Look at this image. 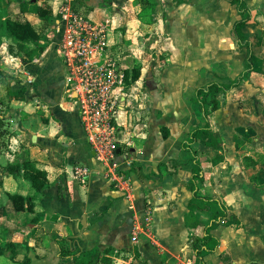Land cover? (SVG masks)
Listing matches in <instances>:
<instances>
[{
    "label": "crops",
    "instance_id": "obj_1",
    "mask_svg": "<svg viewBox=\"0 0 264 264\" xmlns=\"http://www.w3.org/2000/svg\"><path fill=\"white\" fill-rule=\"evenodd\" d=\"M7 1L9 4V0ZM68 1L53 0L52 5L49 3L53 15L55 16L59 10L64 17L66 14L68 16L70 13ZM133 1L139 12L147 7V10L156 13V16H159L158 8L163 5L162 0H118L119 4L125 7ZM164 1L166 4L169 3L168 0ZM172 1L175 7L188 11L187 15L181 13L178 18L181 22L178 32L191 33L190 41H181L184 48L192 51L193 59L189 61L191 69L203 67L206 74H210L211 71L214 76L201 86L213 81L227 83L226 78L218 76L220 74L218 71L215 75V70L219 68L217 60L213 63L209 61L202 63L201 55L218 47L220 50H228L236 46L239 50L248 51V59V48L240 46L233 34L234 24L241 19L237 6L227 0H208L203 4L198 3V0ZM245 1L254 15V21L243 30L253 42L255 68L249 79L240 87L231 93L218 96L220 106L210 115V121L217 134L219 147H209L202 143L198 146L204 168L209 173L208 180L200 185L201 194L220 198L228 211L240 220L241 225L239 227L221 225L212 231L221 240V246L215 253H204L208 264H264V251L255 247L264 246L263 131L238 127L232 134L234 149L244 152L240 157L244 185L239 187L235 184L233 185L235 189L228 190L225 182L222 185L218 184L216 189L220 194L217 191L205 193L202 190L210 180L216 183L224 180L228 176L226 169H232L228 167L233 166L231 158L226 155L224 137L214 127L213 119L223 107L224 100L249 83L259 68L256 50L260 47L259 44L263 43V39L254 30L263 23L264 0ZM102 2L103 0H82V5L95 6L96 3L100 5ZM251 3L257 6L258 13H255ZM226 6L234 7L237 10V17L228 31L219 35L211 28L217 23L215 13ZM18 12L22 13L19 1ZM22 14H26L27 17L36 15ZM159 18L163 21L161 17ZM158 26L162 28L159 23ZM54 43L51 42L33 60H26L23 53L19 56L11 54L8 49L18 61L24 78L31 79L28 87H24L23 98L10 96L8 87H3L0 80V104H10L7 114L0 116L3 120L0 123V247L4 248V253L0 255V264H22L27 259L30 260V264H76L74 260L61 261L60 247L54 238L58 235L75 238L79 249L87 256L96 248L100 249L104 256L112 260V264H152L149 257L154 254L155 243L150 244L151 246L144 244L142 234L138 243L132 241L139 219L151 203L155 206L154 217L152 216L153 229L169 230L172 238L176 231L174 223L179 222L182 233L187 235L188 239L178 260L185 264H196L191 247L194 234L187 228L185 222L189 212L188 205L193 197L192 192L186 187L192 175V163L183 154L181 145L189 138L194 128L204 125L202 108L192 101L195 92L186 102L174 101L173 97L158 93L163 89V85L155 80L152 70L148 71L147 85L150 91L157 92L159 96L145 93L144 101L149 100L148 104L136 108L132 105L135 104V100L138 102V97L133 96V99L126 95L121 97L119 111L114 115L112 131L115 139L127 144L128 147L125 152L118 153L114 158L105 157L95 148V143L100 145L105 141L104 138L97 137L99 129L93 127L80 113L77 102L72 98L73 94L69 97L66 93L67 69L56 56ZM0 53L3 54V50ZM224 58L227 59L228 56L225 55ZM246 62L247 60L242 71ZM139 63L140 78L136 82L140 81L141 71L145 69L143 63L141 61ZM115 94H119L117 89ZM144 108L149 116L142 122L141 117L135 115L144 111ZM192 108L202 114L203 124L188 126L192 120V114L190 115ZM164 128L169 130L168 137L163 135ZM100 129L106 131L105 128ZM181 132L185 134L181 136ZM237 136L242 140L246 139L240 149L239 142H236ZM252 138H255V144L251 143ZM259 146L262 147L261 151L257 149L252 151L251 148ZM218 155L223 157V161L214 165L212 161ZM171 160L173 164H178L176 175L168 173L165 165L160 166L168 164ZM26 161H33L39 168L48 172V184L43 190L37 191L32 182L24 177V171L13 174L7 169L10 165ZM79 168L87 172L79 173ZM171 183H176L173 184V189H177L176 194H181V197L175 198L173 191L168 189ZM128 184L131 188L126 191L125 187ZM161 187L168 192L167 198L159 199L158 189ZM13 196L24 199L18 203L21 208L16 205ZM137 196L142 201H135ZM171 206L175 207L174 210H170ZM212 216L211 211H197L199 234L208 225ZM248 217L252 218V223H249ZM153 241L162 244L160 237ZM136 243L140 253L138 258L132 256V249ZM10 244L16 249L15 258L14 253L8 248ZM120 252H123L122 256L119 255ZM157 253L159 251L155 254ZM125 254L128 258H124Z\"/></svg>",
    "mask_w": 264,
    "mask_h": 264
},
{
    "label": "rangeland",
    "instance_id": "obj_2",
    "mask_svg": "<svg viewBox=\"0 0 264 264\" xmlns=\"http://www.w3.org/2000/svg\"><path fill=\"white\" fill-rule=\"evenodd\" d=\"M18 1L9 0L8 5L1 7V10H6V17L0 20L1 28L4 31L3 37L0 38V51L3 50V54L0 53V60L2 61L0 80L3 87H8L10 96L20 99L25 96L24 87H28L31 79L24 78V73L18 66L19 63L14 56L20 54L15 48L17 40L9 32L13 21L37 22L39 25L36 24V26H39L40 32L36 39L42 46L40 48L43 50L51 42H55L56 56L60 59L62 65L66 67V74L69 77H67L66 93L69 97L73 94L72 98L77 102L80 113L89 120L93 127L99 129L97 137L100 136L105 141H102L100 145L94 142L95 148L103 153L105 157L114 158L118 153L125 152L128 147L127 144L117 141L112 131L115 121L114 115L119 111L123 95L131 99H133V96L138 97V102L135 100V104L132 105L135 108L140 107V105L144 107L148 104L149 100L144 101L143 95L145 93L156 96H159V93L163 96L173 97L174 101L186 102L196 88L214 77L211 71L210 74H206L203 67L195 68V70L191 69L189 61H191V58L193 59L192 51L184 48L181 43V41H190L191 33L186 31L185 34H181L178 32L180 29L179 24H181L178 18L181 13L187 15L188 11H182L179 7H175L172 0H168V4L162 0L163 5L158 8L159 16H156V13L154 14L151 10H147V7L139 12L134 6V1L132 4H126L125 7V5L119 4L118 0H107V2L103 0L100 5L96 3L95 6L82 5V0H69L67 3L70 4V13L64 17V14L57 10L52 18V29L44 25L38 14L28 16V18L26 14L18 12ZM206 1L208 0H198V3L203 4ZM38 2H40L39 5L43 10L47 7L46 5H52L53 0H38ZM202 6L204 7V5ZM251 6L254 7L255 13H258L257 6L254 3H251ZM205 8L209 9L207 6ZM66 12L68 13V11ZM215 15L217 23L211 30H216L220 35L227 32L229 26L235 21L237 10L234 7L226 6V8L218 10ZM82 18L89 25L82 26L76 33H72L71 27L74 25L75 20ZM225 19H227L226 22ZM262 21V25L254 30L263 39V45L258 43L260 47L256 50L259 68L255 75L253 74L254 76L251 77L249 83L237 89L224 100L223 107L213 119L214 127L224 137L226 155L231 158L233 166H226L228 169L230 167L232 169H226L228 176L224 180L217 181L219 183L213 180L208 181L207 185L202 188L205 193L214 191L219 193L216 187L224 182L228 190L233 189L235 184H238L239 187L244 185V171L240 164V157L244 155V152H238L234 149L231 140L235 129L247 127L251 130L257 129L260 132L262 130L264 133V18H262ZM158 23L162 28L158 26ZM100 29L103 31L102 43H99L97 37ZM31 41L34 40L31 39ZM29 44L31 47L34 46L32 43ZM12 45L15 49L13 50L14 53L11 52V54L14 55H11L8 51ZM219 50L220 47L211 52L203 53L201 55L202 63L208 61L213 63L217 60L219 68L215 70V75L218 71L220 73L218 76L226 78L227 83H230L242 71L247 60L248 51L239 50L236 46H232L228 50ZM225 55L228 56L227 59L224 58ZM229 58L230 60L226 64ZM139 61L145 67L141 71L140 83L134 80V76L140 74ZM150 70H152L155 80L163 85V89L158 93L150 91L147 85L146 77ZM116 89L119 94H115ZM116 99L118 100L117 103ZM145 108L144 111L135 115L138 118L141 117L142 122H145L149 116ZM9 109L10 104H0V116L6 115V111ZM135 111L138 110L135 109ZM191 114L192 120L188 125L189 127L193 124H203L200 112L192 108ZM90 115L97 117L96 120H93ZM2 121L0 117V123ZM100 128H105L106 131H102ZM237 137L236 142H239L238 149H240L246 139L242 140L239 136ZM251 143H256L255 138L251 139ZM260 148L262 147L251 149L252 151L256 149L261 151ZM173 184L176 183L169 184L168 189L173 191L175 198L181 197V194H176L177 189H173ZM125 188L128 191L127 189H130L131 185L128 184ZM158 190L160 191L158 193L159 199L168 197V192L163 187ZM140 200L142 201L139 196L135 198V201ZM148 206L139 219L132 241L138 243L139 236L142 234L144 244L155 243L154 254L149 257L152 264H185L178 260V256L183 253L186 246L185 242L188 239L187 235L185 236L182 233L180 223L175 221L174 230L176 231L172 238L169 230L163 228L154 230L152 216L154 217L153 209L155 206L152 203ZM174 208V206H171L170 210H174ZM248 220L249 223H252V218L248 217ZM158 236L162 239V244L153 241L155 238H159ZM137 243L134 244L135 248L132 249V256L138 258L140 253ZM255 247L262 248L261 251H264V246L255 245ZM157 251L159 253L155 254ZM122 254L123 252L119 253L120 256ZM124 258H128V255L125 254Z\"/></svg>",
    "mask_w": 264,
    "mask_h": 264
},
{
    "label": "trees",
    "instance_id": "obj_3",
    "mask_svg": "<svg viewBox=\"0 0 264 264\" xmlns=\"http://www.w3.org/2000/svg\"><path fill=\"white\" fill-rule=\"evenodd\" d=\"M228 2L237 6L241 19L234 24L233 34L238 44L242 47H247L249 56L245 65V69L230 83H223L221 81H213L196 89L195 96L192 101L197 103L202 108L204 125L194 128L189 135V138L182 142V152L186 155L192 163V175L187 184V189L193 194L189 202V212L186 215L185 222L187 228L194 234L191 240V247L194 251L196 264H208L204 258V253H215L221 246V240L216 237L212 231L221 225L225 226H240V220L232 213H230L224 202L218 197L204 196L200 192V185L204 184L209 177V173L205 170L202 159L199 154L198 146L200 143L209 147H219V140L216 132L210 121V115L217 111L220 106L218 96L220 94L231 93L235 88L240 87L246 80L249 79L250 74L255 68V57L253 52V42L249 35L244 32V28L254 21V15L250 10L245 0H227ZM7 0H0V20L6 17V10H1L3 5H7ZM20 11L22 13L38 14L46 27L53 28V10L50 5H46L45 9H41L38 0H19ZM40 32V28L31 22H23L20 20L11 22V30L9 33L13 35L15 40V48L17 52L23 53L26 60H33L37 57L42 49L41 44L36 39ZM4 31L0 23V38L3 37ZM34 40V41H31ZM36 39V40H35ZM1 40V39H0ZM31 41V42H30ZM29 43L34 45L31 47ZM42 47V46H41ZM14 46H10L9 51L14 53ZM140 74L134 76L137 81ZM164 137L169 136L167 128L162 129ZM223 161V157L218 155L213 159V164L218 165ZM166 166L168 173L172 175L177 174L178 164H173L172 160L168 164H160ZM8 171L13 174H19L24 171V177L30 180L33 187L37 191L43 190L48 184V172L37 166L33 161H26L24 163H16L10 165ZM18 207L19 202L24 199L19 196L12 197ZM21 208V207H20ZM30 206V210H31ZM197 211H211L213 216L202 232L199 234L198 229L200 224L197 218ZM199 235V236H198ZM56 242L60 247V258L62 262L74 260L76 264H112V260L104 256L100 249L96 248L90 256H87L79 249L76 239L73 237L55 236ZM8 248L16 255V249L13 244L8 245ZM4 253V248L0 247V255ZM22 264H30L27 259Z\"/></svg>",
    "mask_w": 264,
    "mask_h": 264
},
{
    "label": "built area",
    "instance_id": "obj_4",
    "mask_svg": "<svg viewBox=\"0 0 264 264\" xmlns=\"http://www.w3.org/2000/svg\"><path fill=\"white\" fill-rule=\"evenodd\" d=\"M86 25H89L88 23H87V21H85L83 18L82 19H80V20H75V23H74V25H72V27H71V30H72V33H76L77 32V30H79L82 26H86ZM91 26V25H90ZM103 31H101V29L99 30V35H97V37H98V40H99V43H102L103 41V33H102ZM102 45V44H101ZM90 117L93 119V120H96V118L97 117H94V116H92V115H90ZM94 117V118H93ZM102 119H103V117H101ZM78 172L79 173H84L85 172V170H83V168H79L78 169ZM87 172V171H86ZM85 172V173H86Z\"/></svg>",
    "mask_w": 264,
    "mask_h": 264
}]
</instances>
